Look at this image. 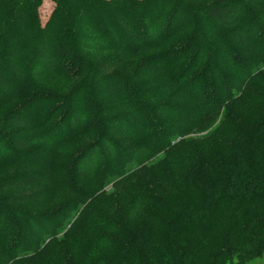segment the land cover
Instances as JSON below:
<instances>
[{
    "label": "trees",
    "instance_id": "trees-1",
    "mask_svg": "<svg viewBox=\"0 0 264 264\" xmlns=\"http://www.w3.org/2000/svg\"><path fill=\"white\" fill-rule=\"evenodd\" d=\"M41 1L0 0V109L9 108L3 125L7 128L14 119L10 106L16 100L25 106L18 119H33L37 125L55 98L48 90L62 80L82 79L59 93L66 111L54 137L80 129L86 102L96 106L114 98L112 105L98 109V136L73 160L79 183L99 170L104 182L129 179L142 171L158 146L173 150L192 128L231 129L212 154L195 153L197 164L178 176L173 187H154L155 203L137 198L128 205L112 229L120 235L105 238L106 260L96 264H246L261 257L264 117L245 125L232 109L264 68V0H53L44 25L37 13ZM187 17L194 25L191 37L177 47L167 46L166 40L185 28ZM107 50L136 67L108 71L106 59H94ZM178 60L186 67L175 85L189 87L174 91L164 82V66ZM143 76L162 81L147 88ZM8 145L9 138L0 133V152ZM35 145L27 136L14 137L9 150L17 153ZM47 177L38 171L7 176L0 179V191L37 187ZM40 198L34 192L12 195L0 208L36 204ZM72 208L63 211L67 224L81 214L72 215ZM58 210L30 213L14 207L11 215L0 211V217L14 215V236L26 240L32 253L37 241L58 232L51 229L60 224ZM88 249L69 264H84Z\"/></svg>",
    "mask_w": 264,
    "mask_h": 264
},
{
    "label": "rangeland",
    "instance_id": "rangeland-1",
    "mask_svg": "<svg viewBox=\"0 0 264 264\" xmlns=\"http://www.w3.org/2000/svg\"><path fill=\"white\" fill-rule=\"evenodd\" d=\"M53 7V0L41 1L37 8L41 25H44L48 20ZM184 21L185 28L178 31L176 37L167 39L165 43L167 46L177 47L180 42L191 37L194 27L192 19L187 17ZM153 54L159 55V50H154ZM262 56L264 57V54ZM174 58L172 56V59ZM94 59L96 63L106 59L104 67L108 71L129 72L136 67V64L131 67V62L126 57L116 58L113 50H107ZM164 67L167 73L164 82L172 84L170 86L172 90L176 91L180 88L181 91L185 86L189 87L188 84L184 88L175 85L178 75L182 74L186 63L182 64L181 60H178L171 65L168 62ZM80 81L82 79L78 78L62 80L54 84L53 88L48 90L49 92L47 91L49 94L55 93V98L52 104H49L48 108L39 116L37 125L34 124L33 119L28 122L18 119L19 113L25 107L19 100L10 106V111L13 109L14 119L7 128L3 125V119L8 114L9 108L0 109V133L9 138V145L0 152V179L7 176L25 175L32 171H38L48 176V182L37 187L10 188L0 191V203L12 195L32 192L41 195L36 204H14L11 206L12 209L8 206L0 208V211L5 215H11L14 207L30 213H49L59 209L57 216L60 218V224L55 223L51 228L58 232H55L51 239L41 241V244L37 241L39 246L34 249L35 251L29 253L26 240L20 242L14 236L18 231L17 224H13L14 215L7 219L0 217V221L2 220L0 225V262L9 260L6 264H69L77 261L87 248H89V253L88 255L84 254V264L105 261V238L120 235L112 229H115L118 221H121L122 213L126 207L137 198H142L148 203H155L153 200L155 197L154 187H173L175 184L171 183L178 179V176L197 164L198 161L194 158L195 153H202L201 157L210 155L220 148V145L216 144L218 141L230 136L231 129L227 125L220 126L215 130H210L212 125L207 130L192 128L180 142H176V148L173 150L166 152L167 146H158L157 150L155 147L157 151H155V155L153 154L147 159L142 171L129 179L116 183L104 182L102 171L99 170L93 179L79 183L74 176L73 160L84 147L98 136V129H96L98 109L115 102L114 98H109L110 96L104 98L101 104L96 106H92V102H86L87 106L84 107L86 110L85 122L80 129L66 137H54L56 131L53 132V130L57 120L66 111L63 110V101L66 99L61 98L59 93ZM141 81L147 83L146 87L148 88V86L151 87L149 83L154 82L156 85L162 81V78L143 76ZM184 94L190 95L191 92L185 90ZM193 102L199 104L195 95H193ZM232 110L245 121V125L253 126L264 117V68L254 80L247 83L241 100L233 106ZM21 136L34 139L36 145L31 149L17 153L14 152V149L9 150L10 141L14 137ZM134 140L139 141V138H134ZM192 156L193 158H191ZM41 200L43 201L40 202ZM71 206H73L72 215L81 214L78 215V218L76 215L67 224L63 211ZM110 230L112 233L107 234ZM17 244H20V247H17ZM17 249L21 250L17 251ZM24 252L27 254L20 258V253ZM246 264H264V254Z\"/></svg>",
    "mask_w": 264,
    "mask_h": 264
}]
</instances>
